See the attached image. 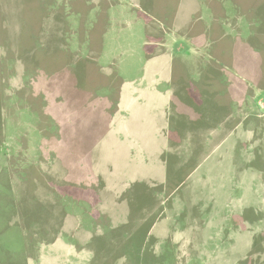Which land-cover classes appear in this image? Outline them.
<instances>
[{
  "label": "rangeland",
  "instance_id": "374dc122",
  "mask_svg": "<svg viewBox=\"0 0 264 264\" xmlns=\"http://www.w3.org/2000/svg\"><path fill=\"white\" fill-rule=\"evenodd\" d=\"M0 264H264V0H0Z\"/></svg>",
  "mask_w": 264,
  "mask_h": 264
},
{
  "label": "crops",
  "instance_id": "0c3cea01",
  "mask_svg": "<svg viewBox=\"0 0 264 264\" xmlns=\"http://www.w3.org/2000/svg\"><path fill=\"white\" fill-rule=\"evenodd\" d=\"M115 146V145H114ZM129 149L131 150L132 148H131V146L129 145ZM132 151H130L129 153L131 154V157H133V153H131ZM134 158V157H133ZM138 158V157H137ZM134 159H136V158H134ZM139 160H140V158H139ZM147 160H149V161H147ZM144 162V161H143ZM145 162H146V166H148V165H152L151 163H152V159H151V157H149V158H145ZM149 162H150V164H149ZM133 164V162H132V159H131V161H130V165H132ZM138 163H136L135 165H137ZM139 172H141V173H143L144 172V170H139V171H137L136 170V173H139Z\"/></svg>",
  "mask_w": 264,
  "mask_h": 264
}]
</instances>
